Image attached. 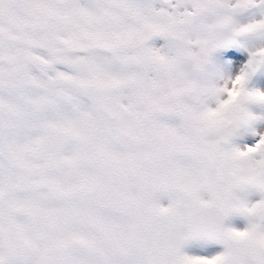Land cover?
Listing matches in <instances>:
<instances>
[{"label": "snow or ice", "instance_id": "obj_1", "mask_svg": "<svg viewBox=\"0 0 264 264\" xmlns=\"http://www.w3.org/2000/svg\"><path fill=\"white\" fill-rule=\"evenodd\" d=\"M0 264H264V0H0Z\"/></svg>", "mask_w": 264, "mask_h": 264}, {"label": "bare ground", "instance_id": "obj_2", "mask_svg": "<svg viewBox=\"0 0 264 264\" xmlns=\"http://www.w3.org/2000/svg\"><path fill=\"white\" fill-rule=\"evenodd\" d=\"M252 199H258V197L257 196H254ZM237 223H242V222L237 221Z\"/></svg>", "mask_w": 264, "mask_h": 264}]
</instances>
